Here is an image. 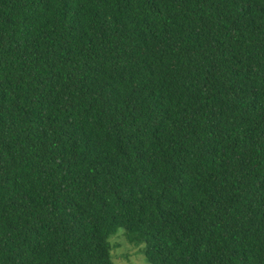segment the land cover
<instances>
[{
    "label": "trees",
    "instance_id": "trees-1",
    "mask_svg": "<svg viewBox=\"0 0 264 264\" xmlns=\"http://www.w3.org/2000/svg\"><path fill=\"white\" fill-rule=\"evenodd\" d=\"M264 264V0H0V264Z\"/></svg>",
    "mask_w": 264,
    "mask_h": 264
},
{
    "label": "rangeland",
    "instance_id": "rangeland-1",
    "mask_svg": "<svg viewBox=\"0 0 264 264\" xmlns=\"http://www.w3.org/2000/svg\"><path fill=\"white\" fill-rule=\"evenodd\" d=\"M123 233L122 229H117L116 233L110 238V243L113 246V262L115 264H148L140 249L130 244Z\"/></svg>",
    "mask_w": 264,
    "mask_h": 264
}]
</instances>
